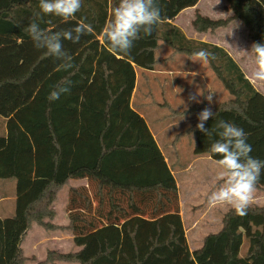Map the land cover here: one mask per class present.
Listing matches in <instances>:
<instances>
[{
  "label": "trees",
  "instance_id": "1",
  "mask_svg": "<svg viewBox=\"0 0 264 264\" xmlns=\"http://www.w3.org/2000/svg\"><path fill=\"white\" fill-rule=\"evenodd\" d=\"M200 0H157L162 22L153 34L134 42L127 56L109 53L101 30L118 0H82L76 16L65 23L43 15L42 28L61 31L84 19L95 30L79 43L63 41L76 67L57 71L59 61L37 50L23 29L40 12L39 0H0V180L15 181V211L0 217V264H29L22 243L34 224L47 231L76 235L77 251L48 250L44 261L79 264H264V203H252L244 216L230 207L218 231L209 232L191 250L179 207V190L169 164L146 119L132 104L137 69H154L156 51L166 44L174 53L214 54L209 67L230 97L209 107L205 102L173 114L198 115L205 122H232L248 134L251 155L264 160V95L223 46L188 37L175 17ZM231 14L211 18L198 10L193 29L214 36L233 21L246 27L253 43H264V0H226ZM29 55H31L29 57ZM29 57V58H28ZM21 69L25 73L19 74ZM68 77L70 94L47 99L51 86ZM194 154L219 157L208 149L213 138L196 129ZM182 165L180 169L185 168ZM87 178V186L70 189L69 222L51 221L58 192L70 179ZM256 189H264L262 172ZM93 199L97 200L94 206Z\"/></svg>",
  "mask_w": 264,
  "mask_h": 264
},
{
  "label": "rangeland",
  "instance_id": "2",
  "mask_svg": "<svg viewBox=\"0 0 264 264\" xmlns=\"http://www.w3.org/2000/svg\"><path fill=\"white\" fill-rule=\"evenodd\" d=\"M226 0H200L198 5L192 9L181 11L173 24L179 26L184 33L191 38L201 39L223 46L238 61L245 72V75L264 95V82L254 80L251 73L255 70L254 57L245 55L240 50H250L252 41L248 36L246 27L240 21H233L227 27L219 28L214 36L211 34H201L196 32L192 26V20L196 11L202 15L211 18H226L231 14L226 7ZM169 54L168 48L160 49L157 57L164 58ZM183 55V56H182ZM31 55H29L30 57ZM174 59L173 62L162 63L158 67L165 71L167 68L174 71L193 68L195 75L174 74L176 79L167 80L168 73L146 72L145 76L139 78L140 92L135 98L137 104L143 103L142 111L150 127L155 132V137L170 164L181 167L190 165L196 155L194 154V140L191 134L184 133L198 115L194 114H173V109L183 111L194 104L205 102L209 107L213 104L226 100L230 97L224 89L221 81L209 67L208 62H198L188 59L185 54ZM28 57V58H29ZM139 70V67H136ZM21 69L19 74L25 73ZM201 75V76H200ZM173 81V84H172ZM174 85L178 92L171 90ZM200 92L202 95H197ZM212 96V102L209 103L206 97ZM195 97V100L190 99ZM196 101H199L197 103ZM167 104H170L169 106ZM139 106V105H138ZM140 110V111H141ZM178 115V116H177ZM171 124V127H169ZM158 127L164 129L158 131ZM199 157V156H197ZM210 157V156H206ZM211 163L208 161H199L184 173H175L180 184V214L182 216L187 239L190 249L193 250L199 245L204 236L209 232L218 231L221 227V218L223 213L230 208L228 205L212 206L208 203L209 194L217 187V176L221 171L217 165V159L211 157ZM81 179H70L72 185L80 183ZM68 185V184H67ZM65 185L58 193L59 205L66 204L68 198L69 186ZM253 202H264V189H256L253 194ZM182 200V201H181ZM62 209V208H61ZM58 238H50L42 243L38 240H24L25 250L29 254L28 258L35 257L37 263L45 260L48 250H58L68 252L75 250L77 245L74 238L66 232L59 233ZM36 255H34V254ZM40 260V261H41ZM33 260H29L31 263ZM53 264V263H50ZM55 264H71L69 262L58 261Z\"/></svg>",
  "mask_w": 264,
  "mask_h": 264
},
{
  "label": "clouds",
  "instance_id": "3",
  "mask_svg": "<svg viewBox=\"0 0 264 264\" xmlns=\"http://www.w3.org/2000/svg\"><path fill=\"white\" fill-rule=\"evenodd\" d=\"M81 7L82 0H39L40 12L36 13L37 18L23 29L37 50H43L45 56L59 61L57 71L70 73L76 67L74 58L65 50L63 41L79 43L82 36L93 35L95 30L84 19L78 21L75 27L61 31L42 28L38 21L43 14L54 15L67 23ZM162 19L157 0H118L101 30L100 43L113 55L127 56L134 47V42L141 39L142 34L143 37L151 36ZM240 51L254 57L256 67L251 76L258 82H264V43H253L250 50ZM210 58L214 60V54L201 49L192 53L189 59L207 63ZM72 85L73 81L68 77L59 80L51 86L47 99L56 101L61 96L70 94ZM197 95L202 94L198 92ZM190 99L195 100V97ZM206 99L209 103L212 102L211 95ZM214 115L210 108H205L198 113L196 124V129L207 137H215L208 151L219 157L216 163L221 169L217 176V187L207 198L208 203L212 206L228 205L237 215L244 216L253 202V194L264 172V160L251 155L248 134L234 123L219 120L214 127L206 128L205 122Z\"/></svg>",
  "mask_w": 264,
  "mask_h": 264
},
{
  "label": "crops",
  "instance_id": "4",
  "mask_svg": "<svg viewBox=\"0 0 264 264\" xmlns=\"http://www.w3.org/2000/svg\"><path fill=\"white\" fill-rule=\"evenodd\" d=\"M200 2V1H199ZM198 2V3H199ZM197 3V5H198ZM196 5V6H197ZM194 6V7H196ZM194 7H190V8H187L185 10H189V9H192ZM184 10V11H185ZM168 48V51H169V54L167 57H164V58H160V57H157L156 56V59L158 60L157 61V64L155 66L154 69H142V68H139V70H137V81H136V86H135V89H134V92H133V96H132V104L133 106L140 112V114L146 119V117L144 116V113L143 111L141 110L142 107L144 106L143 103H139L137 104V102H135V98L137 96V94L140 92V88H139V78L143 76H145L146 72H151V73H168L169 75H167L165 78L167 80H171L169 77H171L172 79H176L174 74H181V75H192V73H196L194 72L195 70H193V68H189L188 69H184V70H177V71H174L172 69H169L167 68L165 71H162L160 70V68L158 67L160 64L162 63H169V62H173L174 59H177L178 57H181L180 56V53H174L173 52V49L170 48L169 46H167L166 44H161L160 48L157 49L156 51V55H157V52L160 50V49H164V48ZM183 54V53H181ZM186 55V54H185ZM183 56V55H182ZM186 57L189 59L191 56H188L186 55ZM197 74V73H196ZM201 76V75H200ZM172 84H173V81H172ZM171 90L174 91L175 93L178 94L177 90H176V87L174 85L171 86ZM139 105V106H138ZM168 106L170 104H167ZM176 109V108H174ZM173 109V110H174ZM141 110V111H140ZM177 110V109H176ZM178 116V115H177ZM147 121V119H146ZM148 123V121H147ZM148 126L152 132V134L154 135V138L156 139L157 141V138L155 137V132L153 131V129L150 127L149 123H148ZM171 127V124L170 126ZM163 128L161 127H158V131L156 132H159L161 130H163ZM186 130V129H185ZM187 134H190V133H187ZM158 143V141H157ZM159 145V143H158ZM159 147L161 148V146L159 145ZM162 152L164 153L163 149L161 148ZM165 155V153H164ZM166 157V160L169 159V157ZM208 161V162H212L214 160H212L211 157H206V156H199V157H194V160L192 161V163L190 164L191 166L194 165L195 163L199 162V161ZM167 162L169 163V161L167 160ZM170 164V163H169ZM188 165L186 166L185 168L183 169H180V167H176L175 165V168L174 170H172V173L176 179V182H177V186H178V190H179V202H180V184L177 180V177H176V174L175 173H184L185 171H188V169L191 168V166ZM69 186V194H70V189L72 187H79V186H87L88 187V190L89 192L93 195L95 189H96V186L95 185H91V183L89 182V180L87 178H84V179H81L80 183L76 184V185H72L71 182L68 181L67 183ZM59 193V192H58ZM15 181H11V180H0V217H5V216H12L14 214V211H15ZM69 194H68V198L66 197V204L64 205V207L62 205H59L60 203L58 202V199H62V198H58V195H57V199L56 201L54 202L53 204V208L55 209L56 211V215H55V218L51 221L52 223H55L57 225H66L68 222H69V211L67 209V206H68V199H69ZM182 201V200H181ZM252 203H256V202H252ZM264 202L262 203H257L259 205L263 204ZM93 204L94 206L97 205V200L93 199ZM181 205L179 204V207ZM62 208V209H61ZM227 211V210H226ZM225 211V212H226ZM224 214V213H223ZM223 216V215H222ZM222 220V218H221ZM62 232H66V231H61V230H57V231H47L46 229H44L42 226L38 225V224H34L33 227L28 231L27 235H26V238L25 239H32V240H38L39 243H42L44 242L45 240H48L50 238H58L59 233H62ZM68 235H70L71 237L75 238L76 235H73L72 233H69V232H66ZM203 242V239L202 241L199 243V245L197 247H195L194 249L198 248ZM22 247L24 249V253L27 257H29V254L27 253V251L25 250V245H24V242L22 243ZM78 247V246H76ZM80 247L76 248L75 250L73 251H77L79 250ZM193 249V250H194ZM34 254V253H33ZM36 255V254H34ZM36 256L34 257H31L28 259V263L29 264H37V261L35 259ZM33 260L31 263L29 262V260ZM43 259V258H40L39 259V262L40 260ZM41 261H44V260H41ZM71 264H79V263H71Z\"/></svg>",
  "mask_w": 264,
  "mask_h": 264
}]
</instances>
